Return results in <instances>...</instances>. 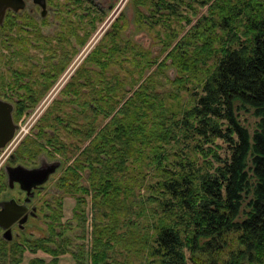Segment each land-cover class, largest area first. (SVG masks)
Returning <instances> with one entry per match:
<instances>
[{"label": "trees", "instance_id": "1", "mask_svg": "<svg viewBox=\"0 0 264 264\" xmlns=\"http://www.w3.org/2000/svg\"><path fill=\"white\" fill-rule=\"evenodd\" d=\"M58 2L46 0L57 11ZM83 3L74 0L63 12H77L76 26H94L104 13ZM131 6L132 21L120 12L61 92L82 99L75 116L84 115V124L65 126L76 143L48 138L69 159L76 156L69 181L77 184L86 171L89 186L81 190L92 195L99 222L90 252H69L62 232L51 231L33 240L0 238V264H22L26 253L33 255L28 264H59L67 253L76 264H122L118 256L125 264H264V0H131ZM197 8L206 13L193 23ZM129 26L136 32L161 26L165 59L158 62L130 40ZM184 26L191 27L180 38ZM166 62L175 71L174 92L159 94L154 79ZM59 63L53 75L67 67ZM35 97L16 101L18 118ZM52 109L57 115L42 121L54 124L46 126L66 123ZM245 112L256 120L252 128L241 123ZM98 120L104 123L97 130ZM181 140L188 150L170 154L167 148ZM216 140L227 143L226 158L209 147ZM150 174L157 180L145 184Z\"/></svg>", "mask_w": 264, "mask_h": 264}, {"label": "rangeland", "instance_id": "2", "mask_svg": "<svg viewBox=\"0 0 264 264\" xmlns=\"http://www.w3.org/2000/svg\"><path fill=\"white\" fill-rule=\"evenodd\" d=\"M73 1L59 0L58 4L62 7L59 8V11L55 8L51 9L46 4L45 16L41 15V8L33 4L32 0H24L25 8L19 12L7 11L2 25H0V96L6 97L11 93V103L14 104L15 108V120L18 126L20 124L22 125L20 127L26 126L28 129V133L22 132L21 135L24 136L22 141L11 152V155L15 154L16 162L19 161L17 163H21L28 168H35L39 165L40 157L44 156L49 162L60 163V168L55 174L50 176L42 189L34 195L32 206L37 209V217L31 219L23 231L14 230L12 241H17L21 238L33 240L47 237L51 231L54 233L62 232L63 238H66L64 240L69 242L67 248L69 252L84 251L88 254L92 246L91 239L94 237V225H99V222H96L97 212L93 201H91L92 195H86L81 190L82 188L88 189L89 186L86 171L79 172L80 180L77 184L69 181L67 179V168L72 166L76 156H71L69 159V154L67 157L57 145L48 143V138H60V141L66 145L76 143V139L67 137L65 126L72 130L84 124L81 119L84 115L75 116V113L81 110L82 99H77L74 96L67 97L61 92L68 84L74 71L94 49L119 13L124 12L127 20L129 22L132 21L133 8L131 0H90L92 1L90 4L87 3L89 0H84L81 6L92 7L98 13L101 10L104 14L95 17L94 26L91 24L76 26V22L79 21L76 16L77 12H74L75 15H68L63 12V8L66 5L70 7ZM77 9L78 13L83 10V8ZM196 11L197 17L194 18L193 23L206 13V9L203 8H197ZM190 13V9L186 8L183 15H188L190 18ZM70 16H73V19H70ZM91 16L85 18L84 21L94 18ZM67 23H71V28H66ZM181 25H185V23L183 22ZM173 27L174 29L180 28L176 24ZM184 27L185 30L180 35V38L185 35L191 26ZM126 33L130 40L137 41L144 48L150 49L158 62L165 59L167 51L162 52L163 47L160 43L161 40H165V31L161 26H157L152 31L143 32H136L132 26H129ZM24 49L26 51L23 57L20 58L19 53ZM60 61L65 62L67 67L61 73L56 74L55 72L53 75L51 72L52 67L53 65L61 67L62 63H59ZM171 67L170 62H166L163 76L167 77V79L162 75H158L154 79L159 86L157 88L159 94L174 92V87L170 81L174 78L175 71ZM51 76L55 78L49 82L48 77ZM28 90L30 93H28ZM31 94L37 96L35 97L37 99L36 105L27 109L18 118L16 101ZM52 107H56L64 115L66 123L55 125L54 128L46 126L52 122L42 121V117H45L49 112L50 119L53 118V115H57ZM62 114H59V116L61 117ZM240 120L242 125L248 128H252L256 121L247 112L242 113ZM28 121L31 122V126L26 123ZM103 123L98 120L92 126L98 125V130ZM89 142L90 140L78 143L79 151L87 146ZM185 144L181 140L180 144L172 143L167 150L170 154L179 147L187 151L188 145L182 148ZM207 147L205 146L204 149H208ZM209 147L215 150L222 158L228 156L227 143L222 140H216L215 144ZM199 159L202 160V158ZM211 161L215 166L214 160ZM16 162L13 164H16ZM147 179L145 184H153L157 177L150 174ZM152 192L147 191L146 193L152 194ZM14 194H16V191ZM77 200L82 201L80 205H76ZM77 217H80V219ZM81 236L83 239H81ZM0 238L2 239L1 232ZM62 240L58 241L61 242ZM70 255V253H67L62 256L59 264H76ZM36 256L50 260V257L40 252ZM31 257H33L32 254L26 253L22 264H28ZM117 259L122 264H125L122 262L124 260L122 257L118 256ZM86 264H89V262L87 261Z\"/></svg>", "mask_w": 264, "mask_h": 264}, {"label": "flooded vegetation", "instance_id": "3", "mask_svg": "<svg viewBox=\"0 0 264 264\" xmlns=\"http://www.w3.org/2000/svg\"><path fill=\"white\" fill-rule=\"evenodd\" d=\"M0 101L9 105V106L0 107V145L6 143L3 148H0V221L2 223H9L11 221V217H13V215H11V213H9L8 210H11L13 207H17L18 209L24 207L26 209L25 212L22 214V216H20L13 224L9 226L13 239L14 230L23 231L25 226L28 225L29 221L37 217L36 214L37 209L32 206V200L34 199L35 193L41 190L45 183L30 190L27 189L25 185L21 186L18 182L13 183L11 181V168H14L16 166H22L27 169H36V168H41L42 166H47L48 164H52V162H49L43 156L40 157L39 159L38 167L28 168L27 166H24L21 163H17L19 161L16 162L15 154L11 155V151L5 158L3 157V152L4 151L6 152V148L11 143V140L13 138L12 137L10 139L11 119L13 125L16 126L14 134L17 131L18 124L14 117L15 108H14V104L11 103V93H9V95L6 97L0 96ZM11 105L13 106L12 113H11ZM15 162L16 164H13ZM15 191L16 194H14ZM0 232L2 236L5 230L0 228Z\"/></svg>", "mask_w": 264, "mask_h": 264}, {"label": "water", "instance_id": "4", "mask_svg": "<svg viewBox=\"0 0 264 264\" xmlns=\"http://www.w3.org/2000/svg\"><path fill=\"white\" fill-rule=\"evenodd\" d=\"M33 4L39 6L41 8V15L45 16L46 14V0H32ZM25 8L24 0H0V25H2L3 20L7 11L12 12H19ZM2 106H9L4 102L0 101V107ZM13 111V106L11 105V113ZM16 126L13 125L11 119V137L14 135V131ZM9 139V140H10ZM6 143L0 145V148H3ZM60 163H52L48 164L47 166H42L41 168L36 169H27L22 166H16L11 168V181L18 182L21 186L25 185L27 189H34L37 186H40L46 183L51 174L55 173V171L59 168ZM25 208L21 207L18 209L17 207H13L11 210H8L13 217H11V221L9 223H2L0 221V228L5 230L4 234L2 235V239L4 241L10 242L12 241L11 231L9 226L13 224L22 214L25 212ZM24 221V220H22Z\"/></svg>", "mask_w": 264, "mask_h": 264}, {"label": "built area", "instance_id": "5", "mask_svg": "<svg viewBox=\"0 0 264 264\" xmlns=\"http://www.w3.org/2000/svg\"><path fill=\"white\" fill-rule=\"evenodd\" d=\"M26 123H28V126H31L30 125V123H31L30 121H28ZM20 126H22V125L19 124V126L17 128V131H16V133L14 134V136H13V138L11 140V143L6 148V152L5 151L3 152V157L4 158L9 154L10 151L12 152V150L22 141V138L24 137L23 135H21L22 132H24V133L27 132L28 133V129L26 128V126H24V127H20ZM23 129H25L26 131L23 130Z\"/></svg>", "mask_w": 264, "mask_h": 264}]
</instances>
